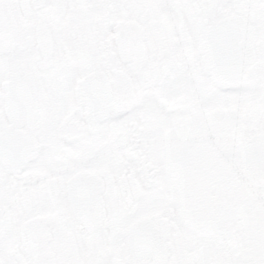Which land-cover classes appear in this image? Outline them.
<instances>
[{
	"label": "flooded vegetation",
	"instance_id": "obj_1",
	"mask_svg": "<svg viewBox=\"0 0 264 264\" xmlns=\"http://www.w3.org/2000/svg\"><path fill=\"white\" fill-rule=\"evenodd\" d=\"M262 126L257 0H0L9 264L126 259L129 230L145 260L230 253L260 212L238 149Z\"/></svg>",
	"mask_w": 264,
	"mask_h": 264
},
{
	"label": "snow or ice",
	"instance_id": "obj_2",
	"mask_svg": "<svg viewBox=\"0 0 264 264\" xmlns=\"http://www.w3.org/2000/svg\"><path fill=\"white\" fill-rule=\"evenodd\" d=\"M257 3L264 7V0H257ZM207 66L214 73H221L227 70L229 65L228 48L223 41L213 42L204 52ZM242 163L249 170L257 181L260 201V212L255 220L254 226L246 236L235 242L231 252H207L199 256L160 259L152 258L145 260L144 251L138 244L139 233L129 230V242L134 253L129 258H122L117 261H105L102 259H91L79 261L77 264H264V126L254 138L243 142ZM220 227L226 228L227 224ZM3 239L0 237V264H9L2 255Z\"/></svg>",
	"mask_w": 264,
	"mask_h": 264
},
{
	"label": "bare ground",
	"instance_id": "obj_3",
	"mask_svg": "<svg viewBox=\"0 0 264 264\" xmlns=\"http://www.w3.org/2000/svg\"><path fill=\"white\" fill-rule=\"evenodd\" d=\"M26 6V5H25ZM135 26H137V25H135ZM133 28V27H132ZM47 32V31H46ZM214 32H215V30H214ZM39 33H37V35H38ZM41 35V34H40ZM42 36V35H41ZM45 39V38H44ZM131 39V38H130ZM129 39V40H130ZM128 42V41H127ZM126 42V43H127ZM132 43V42H131ZM123 44V43H122ZM134 44H136V43H134ZM138 45V44H137ZM129 48V47H128ZM233 51H235L234 49H233ZM230 53V52H229ZM236 53V52H235ZM230 55V54H229ZM236 57V56H235ZM233 60V59H232ZM236 60V59H235ZM237 61V60H236ZM232 63V62H231ZM232 71V70H231ZM234 71V70H233ZM227 72V71H226ZM229 77H231V76H229ZM226 78H227V76H226ZM231 79V78H230ZM9 84V83H8ZM14 92V91H13ZM10 99V98H9ZM11 100V99H10ZM1 139H3V138H1ZM4 148V147H3ZM7 149V148H6ZM11 150V149H10ZM9 152V151H8ZM2 153V152H1ZM7 158V157H6ZM7 160V159H6ZM88 198V197H87ZM89 199V198H88ZM91 200H92V198H91ZM94 200V199H93ZM95 201V203H96V200H94ZM93 203V202H92ZM87 204H88V202H87ZM92 209V208H91ZM147 223H150V222H147ZM151 224V223H150ZM153 225V224H152ZM148 226V225H147ZM152 230H153V228H152ZM158 244V243H157ZM162 249V248H161ZM150 250V249H149ZM134 252V251H133ZM158 254V253H157Z\"/></svg>",
	"mask_w": 264,
	"mask_h": 264
},
{
	"label": "water",
	"instance_id": "obj_4",
	"mask_svg": "<svg viewBox=\"0 0 264 264\" xmlns=\"http://www.w3.org/2000/svg\"><path fill=\"white\" fill-rule=\"evenodd\" d=\"M254 138V137H253ZM250 173V172H249ZM250 175H251V173H250ZM252 176V175H251ZM253 177V176H252Z\"/></svg>",
	"mask_w": 264,
	"mask_h": 264
}]
</instances>
